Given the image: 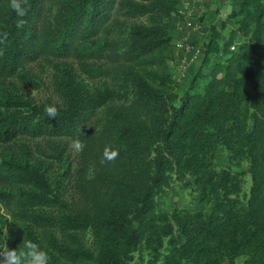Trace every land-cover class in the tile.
<instances>
[{
	"label": "trees",
	"instance_id": "obj_1",
	"mask_svg": "<svg viewBox=\"0 0 264 264\" xmlns=\"http://www.w3.org/2000/svg\"><path fill=\"white\" fill-rule=\"evenodd\" d=\"M241 2L240 11L233 15L238 30L225 44L226 63H218L211 71L207 94L174 107L163 89L138 77L133 100L114 105L117 93L90 88L69 64L78 61L84 72L101 73L89 63V57L105 49L102 35L109 30L114 14L125 10L130 17L146 15L152 12L150 6L132 0H24L26 14L20 18L10 0H0V87L10 78L35 86L27 65L56 58L62 60L55 65L57 90L66 102L63 110L49 117L44 106L13 90L0 93V144L29 135L78 139L82 145L80 202L74 215L57 217L49 211L62 205V195L46 172L25 161H0V181L23 189L19 218L41 228L46 239L51 237L50 230L57 229L77 248H65L74 262L94 259L83 251L78 235L95 224L108 242L99 264H129L133 253L144 245L151 252L148 264H181L189 256V264H204L202 258L211 252L210 240L224 234L237 249L245 250L249 264H264V0ZM158 10L167 17L173 8ZM20 19L25 23L18 26ZM133 35L124 54L130 66L142 63L158 48L170 47L165 27L142 26ZM238 37L242 38L232 50ZM218 50L211 41L206 55ZM101 109L106 114L96 126ZM213 115V119H202ZM218 118L224 124L210 131H188L185 126L190 120L209 125ZM228 122L230 128H226ZM183 136L199 144L201 154H186L180 145ZM223 137L222 142L234 144L251 162L253 184L246 203L239 199L241 185L236 175L208 166L212 146ZM105 146L118 148L119 154L102 163ZM175 167L196 173L204 169L202 196L209 194L213 204L198 217L173 215L174 224L167 214L157 212L156 199L170 186ZM9 199L8 193L0 191L1 202ZM78 250L82 253L76 254Z\"/></svg>",
	"mask_w": 264,
	"mask_h": 264
},
{
	"label": "rangeland",
	"instance_id": "obj_2",
	"mask_svg": "<svg viewBox=\"0 0 264 264\" xmlns=\"http://www.w3.org/2000/svg\"><path fill=\"white\" fill-rule=\"evenodd\" d=\"M138 4L150 6L152 12L146 15L130 17L125 10H119L109 25V30L102 37L106 47L101 54L93 53L89 63L101 73L95 72V76L80 69L78 61H70L77 73L90 88H109L117 93L112 104L122 105L130 103L138 93V82L163 89L168 102L174 107H180L185 101H193L197 97L205 96L206 86L210 82L211 71L218 63H226L225 44L233 31L238 30L237 18L233 15L241 9V0H132ZM162 7H172L170 16L165 17L158 10ZM161 19V22L159 21ZM157 29L165 27L167 35L171 38L170 47L159 48L142 63L137 64L125 61V51L133 43V32L138 27ZM236 39L234 50L238 41ZM219 46L218 51H211L206 55V49L210 42ZM188 46L190 52H187ZM214 46V45H213ZM199 54L194 58L196 50ZM113 51H116L114 55ZM207 56V59L205 58ZM62 60L49 58L27 65L26 69L31 73L36 85H30L17 78H10L0 87V93L13 90L32 100L38 106L54 105L57 111L66 107V102L57 90L58 72L55 69L57 63ZM105 73V74H104ZM251 92V87L250 90ZM236 115V111H231ZM229 113L228 115H230ZM106 109L99 110L94 125L99 126L105 117ZM217 114V113H216ZM222 115V114H221ZM202 119H213L212 117ZM202 120H190L186 123L188 131L203 129L210 131L214 126L224 124L223 118L214 119L209 125L200 124ZM232 126L227 123L226 128ZM225 137L212 146V157L207 160L210 169L217 172L230 171L240 181V201L246 203L251 195L252 175L250 173L251 162L242 156L241 151H236L234 144L224 143ZM184 146L186 154H201V146L193 143L187 136H183L180 142ZM74 141L67 137L53 138L49 136L22 135L15 142L7 145L0 144V161L20 160L34 164L46 172L52 186L61 192L62 205L49 211L57 217L74 215L80 202L79 174L80 154ZM205 170L198 173L175 167L171 172L170 186L157 197V212L168 215L170 221L175 224L173 215L185 216L187 214L198 217L204 215L213 204L212 197L204 192L203 182ZM92 176V171L90 175ZM22 187L0 181V191L10 195L11 200L0 201V251L2 245L7 243L10 249L22 246L23 241L31 239L37 241L48 250L51 257L49 264H99V259L104 256L107 248V240L102 231L93 224L78 237L81 239L83 251L93 255V260L80 259L74 262L68 257L69 250H77L62 237L57 229L50 230L51 237L46 239L41 228L30 222L22 221L19 216V198ZM227 233V231H226ZM227 236L220 235L210 240L211 252L202 258L204 264H249V255L244 249H237L227 240ZM50 240V241H48ZM168 239H165V247H168ZM70 246V247H69ZM164 252L165 249L163 248ZM81 254L82 250L75 251ZM150 249L141 246L133 253V260L129 264H148L151 259ZM219 259V261L215 258ZM190 257V256H189ZM185 257L181 264L191 263V259Z\"/></svg>",
	"mask_w": 264,
	"mask_h": 264
},
{
	"label": "clouds",
	"instance_id": "obj_3",
	"mask_svg": "<svg viewBox=\"0 0 264 264\" xmlns=\"http://www.w3.org/2000/svg\"><path fill=\"white\" fill-rule=\"evenodd\" d=\"M10 7L14 10L17 17L23 18L26 14L24 0H10ZM25 23L23 19L18 21V26ZM45 111L49 117H55L57 108L54 105H46ZM75 147H81L80 140L74 141ZM119 154L118 148L105 146L102 154V163L114 160ZM0 251V264H49L51 259L47 249L42 247L37 241L26 239L22 246L10 249L5 241Z\"/></svg>",
	"mask_w": 264,
	"mask_h": 264
},
{
	"label": "built area",
	"instance_id": "obj_4",
	"mask_svg": "<svg viewBox=\"0 0 264 264\" xmlns=\"http://www.w3.org/2000/svg\"><path fill=\"white\" fill-rule=\"evenodd\" d=\"M187 52H188V53L190 52V47H189V46H188ZM199 52H200V49H197L194 58L197 57V55L199 54Z\"/></svg>",
	"mask_w": 264,
	"mask_h": 264
}]
</instances>
